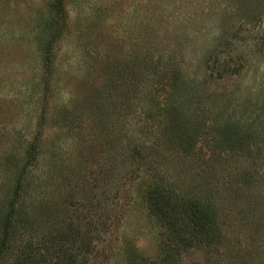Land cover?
<instances>
[{"label":"rangeland","instance_id":"obj_1","mask_svg":"<svg viewBox=\"0 0 264 264\" xmlns=\"http://www.w3.org/2000/svg\"><path fill=\"white\" fill-rule=\"evenodd\" d=\"M56 1L0 0V245L16 207L0 264L29 244L45 255L40 243L69 224L106 218L90 264L156 258L167 237L144 194L161 180L219 207L222 243L191 249L184 264H264V0L225 15L226 0H61V16ZM179 75L200 98L174 95L162 114ZM211 103L216 128L235 120L236 134L254 132L250 146L206 129L180 149L173 111L192 129Z\"/></svg>","mask_w":264,"mask_h":264},{"label":"trees","instance_id":"obj_2","mask_svg":"<svg viewBox=\"0 0 264 264\" xmlns=\"http://www.w3.org/2000/svg\"><path fill=\"white\" fill-rule=\"evenodd\" d=\"M227 4L220 7V14L225 15L228 11L232 12L239 7H242L240 0H226ZM63 2L58 0L51 6V10L57 11L61 16L63 14ZM219 14V15H220ZM250 15V14H249ZM252 14L251 19H255ZM251 16H249L250 18ZM246 19V18H245ZM246 21H249L246 19ZM225 27V26H222ZM218 36L222 39V34ZM218 38V37H217ZM230 68L229 64H224L223 69L227 71ZM170 82L165 84L164 93L166 98L164 102L157 103V111L169 114L174 108L173 99L177 95V101L183 98V101L188 99L196 100L200 98L198 95V88L194 86V80L187 85V79L182 75L176 77L175 80L169 78ZM183 81V82H182ZM163 94V93H162ZM168 100V102H167ZM201 110V107L198 108ZM175 110V109H174ZM202 111V110H201ZM173 118L168 123L169 133L176 138L180 144V149L183 152L194 150L199 139L210 137V134L205 130H214L217 132L215 140H227L229 145H240V148L249 144V139L254 138V132H243L237 134L233 131L235 129L236 121L231 122L228 117V122H224L216 128L217 113H215V105L211 103L209 111L206 115H210L208 122L195 123L192 129L191 126L183 125L177 119L182 117L185 120L190 117L183 116L178 111H173ZM202 116H197L199 120ZM183 123H186L183 121ZM232 124V125H231ZM181 126V127H180ZM183 128V129H182ZM221 134V135H220ZM220 136V137H219ZM213 137V139H214ZM241 137L242 139L238 138ZM212 139V138H211ZM212 139V140H213ZM215 140L211 141L214 142ZM250 146V145H248ZM247 146V147H248ZM236 147V146H235ZM133 163L136 161L135 155H132ZM126 163V162H125ZM131 169V174L134 173ZM171 186V185H170ZM23 188L19 186L16 189V196H22ZM20 194V195H19ZM144 200L149 214L160 224L164 230V235L167 237V242L161 241L159 247V256L154 259H145L138 255L129 254L125 259V264H184V259L187 257L191 249L200 246L210 247L212 245H220L222 239V228L219 217V207L212 200L207 197H198L197 194L191 193L189 190H175L165 184L164 181L154 183L147 188L144 194ZM16 201V200H15ZM15 205L11 204L5 218L3 219V239L0 245V261L4 254L5 248L12 238L16 224ZM97 208H95V211ZM109 219L89 220V222H79L77 225L69 224L68 230L58 231L50 243H40L46 249L45 255H40L37 247L32 248L31 244L26 246L21 255L17 258L16 264H90L92 259H95L100 253V240L94 234V229L107 225ZM83 228V229H82ZM49 244H51L49 246ZM220 264V263H219Z\"/></svg>","mask_w":264,"mask_h":264}]
</instances>
